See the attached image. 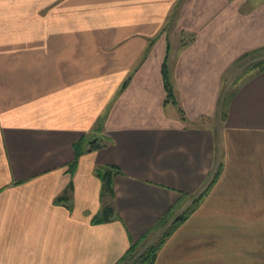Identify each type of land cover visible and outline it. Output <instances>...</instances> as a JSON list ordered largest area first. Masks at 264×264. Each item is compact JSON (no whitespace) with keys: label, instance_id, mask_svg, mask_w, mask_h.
Masks as SVG:
<instances>
[{"label":"crops","instance_id":"obj_1","mask_svg":"<svg viewBox=\"0 0 264 264\" xmlns=\"http://www.w3.org/2000/svg\"><path fill=\"white\" fill-rule=\"evenodd\" d=\"M263 47L264 0H0V264H119L208 183L152 264H264V70L219 112Z\"/></svg>","mask_w":264,"mask_h":264},{"label":"trees","instance_id":"obj_2","mask_svg":"<svg viewBox=\"0 0 264 264\" xmlns=\"http://www.w3.org/2000/svg\"><path fill=\"white\" fill-rule=\"evenodd\" d=\"M245 58L250 59V63L247 65V69H245V72L250 71V73L241 81L252 77L253 75L261 72L264 70V47L261 49H257L255 51H250L246 54H244L239 60H237L234 65H236L238 62H241ZM162 76H163V83L166 90V99L167 101H171L173 103H176V99L173 92V86L170 81L168 68L166 64V60L163 62L162 65ZM240 82V83H241ZM239 83V84H240ZM238 84V85H239ZM230 93L228 97L224 96V90L221 92V97L219 100V112L222 113V116L224 114V109L226 107L227 101L229 100L230 96L233 94V92L236 90V88ZM100 145L97 144L95 141H92L89 145V150L95 149L99 147ZM81 150H75V159L69 163V171L73 172L75 166H76V159L77 156L81 153ZM114 173V170L111 167H102L99 166L96 169V174L99 176L102 182V189H101V199H102V205L99 213L93 217V222H103L109 219V216L112 214V207L111 204L106 201V198L109 197L112 193V174ZM216 176V172L213 174V178ZM208 185L201 190L198 194L193 195L191 204L179 215L172 217L170 215H163L155 224L153 229H159L161 234L157 239L152 242L150 245L145 247L143 250H138L137 245L133 244L131 245L125 254L121 257L119 264H127L126 260L127 257H129V264H152L155 260L157 251L161 244L163 243L164 239L177 227V225L182 222L196 207L198 201L202 198V196L205 194ZM70 185L67 187L66 191L56 198V202H67V206L70 208Z\"/></svg>","mask_w":264,"mask_h":264},{"label":"rangeland","instance_id":"obj_3","mask_svg":"<svg viewBox=\"0 0 264 264\" xmlns=\"http://www.w3.org/2000/svg\"><path fill=\"white\" fill-rule=\"evenodd\" d=\"M249 63H250V59L245 58L241 62H238L236 65H234V67L231 68L230 71L227 73L226 79H225V84L223 87L225 97H228L230 95V93L234 90L236 85H238L250 73V71L245 72V69H247L246 67ZM223 90H222V92H223ZM153 231H154L153 233L156 234L157 237H159V235L161 234L159 229H154ZM150 244H147L146 246L143 244H141L140 246L137 245V249L141 251ZM126 261H127L126 263L129 264V262H130L129 257H127Z\"/></svg>","mask_w":264,"mask_h":264}]
</instances>
